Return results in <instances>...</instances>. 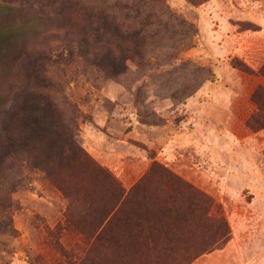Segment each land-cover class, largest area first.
I'll return each mask as SVG.
<instances>
[{
  "label": "rangeland",
  "instance_id": "rangeland-1",
  "mask_svg": "<svg viewBox=\"0 0 264 264\" xmlns=\"http://www.w3.org/2000/svg\"><path fill=\"white\" fill-rule=\"evenodd\" d=\"M229 22L261 30L264 0H0V38L44 65L57 116L126 190L157 161L213 201V220L162 254L125 253L118 240L88 236L83 203L70 214L56 175L20 150L0 176L1 198L14 202L0 208V264H264V138L255 134L264 128V62L254 69L231 52L218 68ZM3 52L0 129L45 74L25 53ZM158 175L152 186L165 183ZM91 177L76 176L81 185ZM220 216L231 233L219 244Z\"/></svg>",
  "mask_w": 264,
  "mask_h": 264
},
{
  "label": "trees",
  "instance_id": "trees-1",
  "mask_svg": "<svg viewBox=\"0 0 264 264\" xmlns=\"http://www.w3.org/2000/svg\"><path fill=\"white\" fill-rule=\"evenodd\" d=\"M17 46L18 42L12 38H0V62L8 55L3 51L16 49L31 57V63L42 74L45 67L39 59L35 60L34 55ZM245 68L250 70L248 66ZM49 79L46 71L41 77L34 75L33 80L37 83L23 89L27 93L25 100L7 110L0 129V176L4 172L5 158L25 150L28 156L37 157L56 175L69 199L70 214L77 203H83L86 210L84 232L88 236L96 242L118 240L123 244V252L140 253L149 258L165 252L174 240L191 235L193 228L203 229L213 220L211 197L157 161L150 174L126 190L110 170L78 143L57 116L55 104L44 96V90L53 85ZM254 95L257 98L258 93ZM65 172L70 178L63 177ZM157 173L156 178L166 180L162 186H152L149 181ZM84 174L92 177L81 185L76 176L85 177ZM98 184L105 188L100 190ZM13 207L12 199L9 197L5 202L0 191V208L10 212ZM219 220V244L226 243L230 239V227L224 216ZM215 247L214 244L206 245L197 255ZM80 264H85V260Z\"/></svg>",
  "mask_w": 264,
  "mask_h": 264
},
{
  "label": "crops",
  "instance_id": "crops-1",
  "mask_svg": "<svg viewBox=\"0 0 264 264\" xmlns=\"http://www.w3.org/2000/svg\"><path fill=\"white\" fill-rule=\"evenodd\" d=\"M238 19H245L246 17H237ZM258 22L260 20L258 19ZM238 24H233L231 22L226 23L224 26L223 36L224 42L222 47L216 51V54L222 57L218 68L224 71L225 68L229 66L226 56L232 52L234 55L242 57L247 63L250 64L254 69H257L260 65L259 62H264V27L261 30L251 32V31H238L236 27ZM222 38V37H221ZM223 48V51L220 50ZM217 59V58H216ZM219 61V59H217ZM223 83H231L223 81ZM235 83V82H234ZM218 103H226L225 99H219ZM258 139L260 137L264 138V128L257 131ZM259 147V146H258ZM253 260H249L246 264H255Z\"/></svg>",
  "mask_w": 264,
  "mask_h": 264
}]
</instances>
